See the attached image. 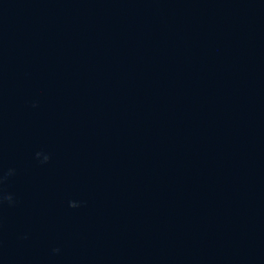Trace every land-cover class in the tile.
I'll return each instance as SVG.
<instances>
[{
  "label": "water",
  "instance_id": "1",
  "mask_svg": "<svg viewBox=\"0 0 264 264\" xmlns=\"http://www.w3.org/2000/svg\"><path fill=\"white\" fill-rule=\"evenodd\" d=\"M0 264H264V0H0Z\"/></svg>",
  "mask_w": 264,
  "mask_h": 264
}]
</instances>
